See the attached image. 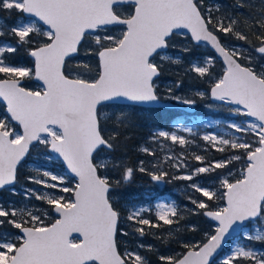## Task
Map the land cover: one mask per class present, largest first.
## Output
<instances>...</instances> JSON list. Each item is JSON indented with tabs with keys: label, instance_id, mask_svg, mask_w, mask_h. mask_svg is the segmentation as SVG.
<instances>
[{
	"label": "snow or ice",
	"instance_id": "1",
	"mask_svg": "<svg viewBox=\"0 0 264 264\" xmlns=\"http://www.w3.org/2000/svg\"><path fill=\"white\" fill-rule=\"evenodd\" d=\"M245 8L254 11H240ZM0 12L20 14L14 25L0 24V37H12L0 42L6 112L0 118V191L23 196L19 205L0 203V264H150L140 251L154 250L143 243L147 236L162 245L175 237L171 242L179 245L159 255L160 264H214L233 233L264 244V62L252 54L264 61V0H233L228 7L206 0H0ZM188 34L193 48L210 50L184 69L208 85L195 96L235 106L229 111L246 119L227 127L241 135L200 137L230 154L205 163V156L192 153L200 164L192 168L186 152L194 140L178 133L194 135L193 128H158L147 142L155 147L138 148L153 159L129 166L115 154L131 139L137 111H157L164 100L196 103L175 95L181 81L164 95L156 82L162 62L182 63L166 50ZM21 53L26 62L16 61ZM81 55L89 62H79ZM217 58L224 66L220 75L212 70ZM175 145L184 151L177 153ZM39 146L46 162L62 160L66 172L31 168L34 174L24 180L38 187L21 185L18 192L19 171ZM137 172L155 184L191 181L186 188L199 194L187 196L194 209L175 201L130 204L122 217L117 190ZM201 174L218 185L197 181ZM186 212L214 222L200 241L175 236L197 230L183 223ZM219 264H264V249L235 244Z\"/></svg>",
	"mask_w": 264,
	"mask_h": 264
},
{
	"label": "trees",
	"instance_id": "2",
	"mask_svg": "<svg viewBox=\"0 0 264 264\" xmlns=\"http://www.w3.org/2000/svg\"><path fill=\"white\" fill-rule=\"evenodd\" d=\"M209 4L220 3L224 7H228L233 3V0H206ZM256 3H259V0H256ZM241 12L254 11V9H241ZM20 15V14H19ZM6 23L8 26L14 25L13 17L11 19L8 18V15L5 12H0V24ZM12 40V37L6 35L4 37H0V42L6 43ZM232 43L243 44V42L239 41H231ZM173 45L170 47L166 54L172 56L173 58H179L182 63L179 65L170 64L167 61L162 63L165 64V69L163 74L157 78V84L161 90V94L164 95V89L172 85L175 81H181V87L175 89V95L193 98L196 100V103L193 105L196 107V111L194 113H189L179 109H167V108H158L159 110L153 112H145V111H137L134 115L135 127L130 129L131 139L127 142L125 147H122L115 155L121 159H123L129 166H136L140 159H144L146 161H150L153 157H148L143 155L138 151L140 146H150L155 147V145H149L148 139L151 136L152 132L156 129H164L172 131L174 130V126H183L193 128L194 135H189L184 133L182 130L179 131L178 134L185 135L188 139L194 140V144L187 146L188 151L186 152V156L188 158L187 162L190 167H198L200 166L199 162L192 158V153H196L206 157L205 163L219 160L230 153H219L216 152L214 148L206 145L205 142L200 139L205 134H217V135H225L226 137L241 135L235 133L233 129L227 127V125L231 122L240 123L242 120L246 119L244 117H240L235 115L234 113L229 111L231 106L224 104H215L211 101L207 96L201 99L198 96H195V92H207L208 85L201 81L195 73L188 72L185 73L184 69L189 65V63L195 62L197 60H201L205 55H207L210 50L206 47L193 48V42H191L190 37L187 36H177L172 41ZM188 47L193 50L190 52H183L182 49ZM244 47H249L248 45H244ZM258 62L261 61L259 58V54L252 53ZM86 57L81 55L80 61L83 63ZM18 62H26L25 56L21 53L15 57ZM157 62L159 58H157ZM223 64L217 59L212 69L213 72L217 75L222 74L223 72ZM171 101L177 104L174 100H164ZM185 105V104H181ZM0 115L5 116V108L4 105L0 103ZM171 144V142H166ZM173 149L178 153L180 151H184L181 149L179 145L172 146ZM208 149L205 151V149ZM43 146H39L31 150V153L26 160L27 163L24 167H22L19 171V183L15 186L18 192H22L21 185H26V181L24 177L27 175L34 174L30 172V167L27 166L30 163H34L36 158L35 156L39 153H43ZM157 155H162V153L157 150ZM63 167V165L61 164ZM239 165H237V168ZM64 168V167H63ZM171 171L175 172V169H171ZM184 170L182 169L181 172ZM235 172L236 169H233ZM65 173V170L63 171ZM217 172L224 173L225 170L218 169ZM113 179L119 177V173L115 171H109L108 173ZM179 174V173H178ZM215 176V173L212 174ZM196 180L205 184L215 183L218 185L217 181H210L207 174H201V176L196 177ZM192 183L191 181H178L174 180L171 183L166 184H155L150 181L147 175H143L141 173H135L134 179L128 185L117 190V198L115 199L116 206L118 210L121 212V216L124 217L127 215L126 205L130 204H144L145 206L155 204L156 202H172L175 201L181 207L186 206L188 209H194V205L187 199V196H198L199 194L195 193L192 189L186 188V185ZM29 187H37L36 185H26ZM23 201L22 195L13 196L8 191H0V203L7 205L9 202L15 203L19 205ZM33 203L39 204L40 202L34 201ZM185 225L188 226H196V231H182L179 234H175V236L183 237L184 239H189L193 241H200L203 238L205 232H210L212 229L210 225H213L211 221H209L206 217L201 215H195L192 213H185V220L183 221ZM167 227V226H166ZM252 228L251 226H249ZM155 231V230H153ZM175 237H170V243L168 245H162L159 240L153 239L150 236L143 238V243L145 245H152L154 250L147 251L146 249H141V254L145 255L147 259L150 261V264H160L159 255H171V249L179 250V245L172 243L171 241ZM122 240H130V238H121ZM241 244H252L256 248L264 249V244L259 242H250L245 240L242 236L237 239ZM134 241H130V246H134ZM233 242L231 241L227 248L222 252L220 257L214 262V264H219L220 259L224 257L230 251ZM123 244L121 248L123 249Z\"/></svg>",
	"mask_w": 264,
	"mask_h": 264
},
{
	"label": "rangeland",
	"instance_id": "3",
	"mask_svg": "<svg viewBox=\"0 0 264 264\" xmlns=\"http://www.w3.org/2000/svg\"><path fill=\"white\" fill-rule=\"evenodd\" d=\"M7 14V13H6ZM8 15V14H7ZM13 17V19H14V22H17V20H18V17H19V14L18 13H16V14H12L11 15V17L9 18V19H11ZM84 62H89L88 61V59L87 58H85V61ZM83 62V63H84ZM33 83H35V82H33ZM0 118H4L3 116H1L0 115ZM36 158H34L35 159V162L32 164V163H30V164H28V166H27V169H28V167H30V168H34V167H42V168H49V169H51L52 171H54L55 173H57V174H60V175H63L64 174V168L61 166V163H60V161L59 160H55V161H53V162H51V163H48V162H46L44 159H43V153H39L38 155H36L35 156ZM66 172V171H65ZM38 187V186H37ZM166 202H168V201H166ZM170 203V202H169ZM250 232L253 230L252 228H250L249 227V229H248ZM235 244H241L240 243V241H237V240H234L233 241V245H235ZM232 245V246H233ZM231 246V247H232ZM228 254V253H227ZM227 254H225V255H227ZM224 255V256H225Z\"/></svg>",
	"mask_w": 264,
	"mask_h": 264
},
{
	"label": "water",
	"instance_id": "4",
	"mask_svg": "<svg viewBox=\"0 0 264 264\" xmlns=\"http://www.w3.org/2000/svg\"><path fill=\"white\" fill-rule=\"evenodd\" d=\"M183 31V30H182ZM188 36L190 37V34H188ZM167 51V50H166ZM219 59V58H217ZM222 64H223V61L221 59H219ZM213 103L215 104H223L222 102L220 101H213L211 100ZM225 105V104H224ZM158 108H167V109H179V110H183V111H186V112H189V113H194L196 111V107L195 106H190V105H181V104H177V103H173L171 101H163V103L159 106H157ZM231 107H235V106H231ZM28 157H26L27 159ZM62 164V160H59ZM64 168H65V171H66V166L63 164ZM70 176V174H69ZM212 222V221H211ZM214 223V222H213ZM238 234L236 233H233V236L230 237L228 239V242L222 247L221 250H219L218 254L214 257V261L219 257V255L225 250V248L228 246L229 242L235 238H237Z\"/></svg>",
	"mask_w": 264,
	"mask_h": 264
},
{
	"label": "bare ground",
	"instance_id": "5",
	"mask_svg": "<svg viewBox=\"0 0 264 264\" xmlns=\"http://www.w3.org/2000/svg\"><path fill=\"white\" fill-rule=\"evenodd\" d=\"M174 103V102H173ZM191 106H193V105H191ZM213 223V222H212Z\"/></svg>",
	"mask_w": 264,
	"mask_h": 264
}]
</instances>
